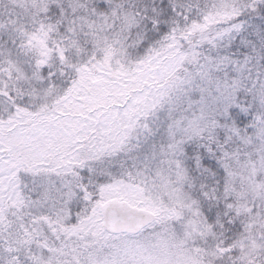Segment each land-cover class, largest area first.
Listing matches in <instances>:
<instances>
[{
    "label": "snow or ice",
    "instance_id": "obj_1",
    "mask_svg": "<svg viewBox=\"0 0 264 264\" xmlns=\"http://www.w3.org/2000/svg\"><path fill=\"white\" fill-rule=\"evenodd\" d=\"M0 264H264V0H0Z\"/></svg>",
    "mask_w": 264,
    "mask_h": 264
}]
</instances>
